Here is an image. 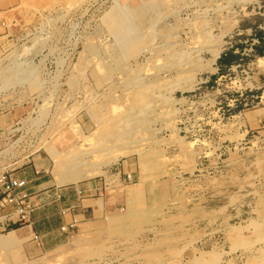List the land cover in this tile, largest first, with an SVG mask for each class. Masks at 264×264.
<instances>
[{
  "label": "rangeland",
  "instance_id": "374dc122",
  "mask_svg": "<svg viewBox=\"0 0 264 264\" xmlns=\"http://www.w3.org/2000/svg\"><path fill=\"white\" fill-rule=\"evenodd\" d=\"M5 13L0 180H29L36 211L84 183L100 198L53 247L15 232L0 264L264 263V0H20ZM229 52L242 60L221 64ZM11 212L0 205V235L28 224Z\"/></svg>",
  "mask_w": 264,
  "mask_h": 264
},
{
  "label": "crops",
  "instance_id": "0c3cea01",
  "mask_svg": "<svg viewBox=\"0 0 264 264\" xmlns=\"http://www.w3.org/2000/svg\"><path fill=\"white\" fill-rule=\"evenodd\" d=\"M20 0H0V37L3 36L4 24L8 21V13L5 11L13 10L14 7L19 5ZM5 13V14H4ZM219 57V56H218ZM92 193L87 194L88 191ZM98 190V184L96 183H84L75 189V199L69 204L65 203L64 200H70L67 196L68 193L72 191L60 190L62 197L60 203H52V201L45 203L41 210L33 211L30 222L23 226H20L16 230H11L13 233H19L21 235L34 234L35 237L40 239L38 242L39 249H46L47 247H53L56 244L48 243V241L53 238H58L60 236H66L69 238V232L71 226L78 222H82L85 215L88 213H95L99 210V198L94 196L93 191ZM53 189H48L44 193H48L47 196H52L54 193ZM72 194V193H71ZM58 204V206H56ZM78 206V210H72L73 207ZM16 236V234H14ZM17 237V236H16ZM18 238V237H17Z\"/></svg>",
  "mask_w": 264,
  "mask_h": 264
},
{
  "label": "built area",
  "instance_id": "2783aa9c",
  "mask_svg": "<svg viewBox=\"0 0 264 264\" xmlns=\"http://www.w3.org/2000/svg\"><path fill=\"white\" fill-rule=\"evenodd\" d=\"M29 184V180L14 178L11 175L3 176L0 180V193L2 194L0 205L6 208V210H13V212L4 216L7 221L16 218L18 222H30L31 215L35 210V205L28 194L32 193L29 191ZM20 193L27 194L20 195ZM4 222L5 221H3V223Z\"/></svg>",
  "mask_w": 264,
  "mask_h": 264
},
{
  "label": "bare ground",
  "instance_id": "6f19581e",
  "mask_svg": "<svg viewBox=\"0 0 264 264\" xmlns=\"http://www.w3.org/2000/svg\"><path fill=\"white\" fill-rule=\"evenodd\" d=\"M216 44V43H215ZM220 46H221V44H219ZM215 46V45H214ZM213 46V47H214ZM217 46V45H216ZM215 49V48H214ZM219 54H220V50H215L214 51V54H212L213 55V61H216V59L218 58V56H219ZM259 59V58H258ZM260 59H264V57H261ZM117 124V123H116ZM118 124H120V123H118ZM127 124L129 125L130 124V122L129 123H127L126 122V126H127ZM125 125V124H124ZM116 127H117V129L118 130H120V127H118V125H116ZM126 128V127H125ZM128 128V127H127ZM125 131V130H124ZM126 132V131H125ZM59 172H60V170H59ZM61 178H63L62 180L63 181H65V179H66V177H61ZM61 180V179H60ZM130 197V196H129ZM134 211V210H133ZM264 220V219H263ZM260 223H262V222H260ZM15 233H13V232H9L8 234H5V235H0V243L1 244H11L12 242H14V240L16 239H18L15 235H14ZM241 235V234H240ZM261 239V238H260ZM21 240V239H20ZM254 242V241H253ZM15 243H13V245H14ZM256 251V250H255ZM210 253V252H209ZM213 254V253H212ZM215 254V253H214ZM213 256V255H212ZM263 261V260H262ZM32 264H35V263H32ZM37 264V263H36ZM204 264H206V263H204ZM211 264V263H210ZM262 264V263H261ZM264 264V263H263Z\"/></svg>",
  "mask_w": 264,
  "mask_h": 264
},
{
  "label": "trees",
  "instance_id": "16d2710c",
  "mask_svg": "<svg viewBox=\"0 0 264 264\" xmlns=\"http://www.w3.org/2000/svg\"><path fill=\"white\" fill-rule=\"evenodd\" d=\"M228 55H231V60L230 61H225V58L226 56ZM242 60L241 56L240 55H237V53H224L221 58L219 59V62L222 64V63H225L227 65V67H231L232 65L234 64H238L240 61Z\"/></svg>",
  "mask_w": 264,
  "mask_h": 264
}]
</instances>
